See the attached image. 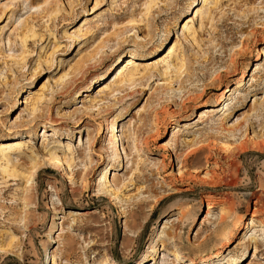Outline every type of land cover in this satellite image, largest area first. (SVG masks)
I'll list each match as a JSON object with an SVG mask.
<instances>
[{
	"label": "rangeland",
	"instance_id": "obj_1",
	"mask_svg": "<svg viewBox=\"0 0 264 264\" xmlns=\"http://www.w3.org/2000/svg\"><path fill=\"white\" fill-rule=\"evenodd\" d=\"M0 264H264V0H0Z\"/></svg>",
	"mask_w": 264,
	"mask_h": 264
},
{
	"label": "bare ground",
	"instance_id": "obj_2",
	"mask_svg": "<svg viewBox=\"0 0 264 264\" xmlns=\"http://www.w3.org/2000/svg\"><path fill=\"white\" fill-rule=\"evenodd\" d=\"M86 35V34H85ZM88 35V34H87ZM79 37V36H78ZM82 38H84V35H82V36H80L79 37V39H82ZM219 89H220V91L222 90V88L221 87H219ZM226 90V89H225ZM223 91H224V89H223ZM222 91V92H223ZM113 126H114V124H113ZM101 133H102V129H100V130H98V132H97V137L99 138V136L101 135ZM241 148L243 147V146H240ZM245 147V146H244ZM243 147V148H244ZM240 148V149H241ZM242 148V149H243ZM241 149V150H242ZM244 150H245V148H244ZM214 174V173H213ZM213 176V178H216L217 176L216 175H212ZM212 176H211V178H209V179H212ZM234 178V177H233ZM233 178L231 177L230 178V182H227V181H224V182H227L226 184H231V183H233ZM229 179V178H228ZM212 180H214V179H212ZM218 180H220V179H218ZM225 180V179H224ZM208 181H210V180H208ZM215 182H216V180H214ZM206 182V181H205ZM211 183H212V181H210ZM215 182H213V183H215ZM217 183V182H216ZM209 198H207L206 199V201H207V203H209V204H211L212 202H215V201H218V202H220V201H224V199H214L213 198V196H208ZM225 198V197H224ZM213 204V203H212ZM219 221H220V223H222V226L224 225L225 226V223H223V215H222V213H220V216H219ZM220 226L221 225H219L218 227L220 228ZM230 236V235H229ZM230 238V237H229ZM229 238H228V240H229ZM250 241H252V240H250ZM253 242H254V245H255V248H254V250L255 251H257V250H259V246H262L263 244L260 242V241H258V240H256V239H253ZM216 255H218V254H216L215 253V255L214 254H212V253H210V254H208V256L206 257V256H199L200 258V260H205V259H207V258H210L211 260H213V258H212V256H216ZM206 257V258H205ZM195 259V258H194Z\"/></svg>",
	"mask_w": 264,
	"mask_h": 264
}]
</instances>
